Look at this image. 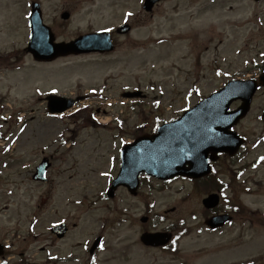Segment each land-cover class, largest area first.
Listing matches in <instances>:
<instances>
[{"label":"rangeland","instance_id":"1","mask_svg":"<svg viewBox=\"0 0 264 264\" xmlns=\"http://www.w3.org/2000/svg\"><path fill=\"white\" fill-rule=\"evenodd\" d=\"M22 1L25 3L27 0ZM36 1L42 6L44 23L52 28L58 42L72 39L68 26L60 20V12L70 13L68 24L72 27L85 24L82 11L88 9L82 1ZM94 1L98 10L89 18L97 19L96 22L101 21L100 18H103V22L104 19L117 17L116 22L119 23L125 10L136 14L135 18L128 20L133 28L131 36L117 38L119 44L115 53L105 58L90 57L89 60L62 58L57 64L54 61L41 67L42 76L37 69L29 72L25 78H13L12 70H0V90L8 88L10 91V96L4 101L9 109L23 111L25 121L31 125L32 133L27 132L18 144L17 152L23 158L20 165H31L41 158V150L46 144L55 142L57 135L72 143V146L68 143L67 146H71L69 149L66 146L56 156L65 161L58 160V163L65 165L53 167L47 186L28 183V172L20 176L21 183L16 192L19 198L15 194L12 204L17 210L8 209L3 217L9 225L6 229L18 239H25L34 255L39 252V247L51 244L50 234L46 230L49 223L74 214L68 223L71 229L67 237L57 245L61 246L64 254L72 250L79 253L82 259L87 257L85 249L81 247L82 242L89 241L91 245L96 237H100L103 240L102 249L94 257L97 264H176L173 258L188 260V264H264V158L256 161L258 169H250V178L243 186L239 180L234 181L235 165H231L229 171L218 164L219 177L231 184L227 190L228 198L242 203L245 209L244 214H237L235 222L219 233L205 232L202 227L195 231L202 226L203 211L199 200L203 192L195 190L189 182L177 180L164 189L154 185L150 191L146 190L151 195L155 213L167 216L168 221L175 224L178 219H185L188 226H192L179 241L178 252L174 255L167 256L159 250L144 249L139 245L137 234L142 230V225L138 219L144 212L141 197H131L122 189L108 201L101 193L113 174V166H109L113 160L109 161L108 158L110 155L116 156V149L120 145V140H112L111 137L123 136L125 140H131L141 132L152 130L156 123L153 118H157V122L169 120L193 106L204 95L219 89L225 81L222 76L219 77L218 71L240 77L247 73L253 62L263 59L262 6L248 0H169L159 5L151 15L141 10L139 0H106L105 4L101 0ZM92 8L90 5L89 9ZM22 11L17 9L14 15L15 31L11 25L10 10L7 17L2 19L3 31L12 42L14 39L18 41V47L25 39ZM105 25H114V22L107 21L103 27ZM94 30V24L90 23L85 31L90 33ZM149 34L156 40L165 39L166 42H145ZM137 42H143V46L137 45ZM91 63L96 65L95 69L84 67ZM41 65L30 64L32 67ZM63 65L69 66L61 67ZM78 68H82L80 74L84 77L77 76V79L87 80L89 77L90 82L97 81L94 87L103 85L107 91L104 94L97 92L96 96L79 102L75 107L79 108L76 114H65L59 120H53L44 116L43 106L36 100L35 94L21 101L28 98L21 94V91H25L22 87L38 82L41 85L61 84L60 79L71 82V77L78 75ZM20 79H23L20 81L22 87L16 85ZM74 88L70 93L75 98L86 91L76 86ZM139 90L145 96L140 101L133 103L122 97L125 92ZM253 102L250 115L239 127L251 139L249 154L246 158L242 156L240 163L264 155V142L259 147L250 146L264 132V125L256 121L259 111L264 109V91L258 92ZM32 108L36 113L28 112ZM119 115L125 119L121 128L113 119ZM93 119L99 120L100 124ZM101 122L106 125L103 126ZM144 122H147V127L143 126ZM52 152L48 150L46 153ZM58 185L62 186V204L54 203L44 210L50 204L49 189ZM245 187L250 188V192L244 191ZM141 194L144 198L146 193ZM73 201L80 204L73 205ZM51 211L56 214L53 215ZM33 212L40 220L34 231L38 235L36 239L28 237L31 230H28L27 214ZM193 214L197 216V221L192 220ZM31 261L40 264V257L33 256Z\"/></svg>","mask_w":264,"mask_h":264},{"label":"water","instance_id":"2","mask_svg":"<svg viewBox=\"0 0 264 264\" xmlns=\"http://www.w3.org/2000/svg\"><path fill=\"white\" fill-rule=\"evenodd\" d=\"M79 45H84V42L80 43ZM65 49H70L71 51H73L72 48H71V45H67L65 48H63V50H62V52L60 54L64 53ZM201 122H202V120L200 118V115L199 116L194 115V117H192V115H190V116H188V117H186L184 119L183 123L178 124L180 122H177L176 125L169 126V128L167 130L169 131L170 135L178 136V131L180 130L182 132H185V135L187 136V135L190 134V130H189V126H188L189 123L191 124V126H193L192 130L195 131L196 129H203L204 128L202 125L199 124ZM216 128L217 129H221L219 126H217ZM222 131L225 132V129H222ZM175 143H176V140L174 138V140L169 144V147L173 148V149L176 148L175 147L176 146ZM187 147L188 146H185L183 148H187ZM143 148L149 149V145H146ZM151 149H152V151L155 150V148L153 146L151 147ZM207 152H208L207 150L205 152H203V155L205 156L207 154ZM150 239H153V237H150ZM157 242H161V240L157 239ZM149 243H153L154 244L153 240H149Z\"/></svg>","mask_w":264,"mask_h":264},{"label":"flooded vegetation","instance_id":"3","mask_svg":"<svg viewBox=\"0 0 264 264\" xmlns=\"http://www.w3.org/2000/svg\"><path fill=\"white\" fill-rule=\"evenodd\" d=\"M20 4V2L13 3V5ZM1 244V242H0ZM43 250V249H41ZM59 250H56L54 254L59 253ZM2 255L0 256V259L4 262H8V264H27L25 255L27 252H25L24 248H16L14 244H8V247L5 248L2 245L1 250ZM45 264H57V262H46Z\"/></svg>","mask_w":264,"mask_h":264}]
</instances>
